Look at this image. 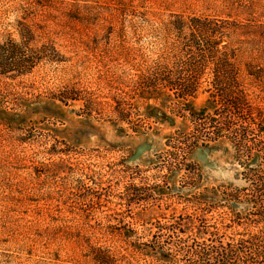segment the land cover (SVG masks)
Here are the masks:
<instances>
[{
    "label": "rangeland",
    "instance_id": "374dc122",
    "mask_svg": "<svg viewBox=\"0 0 264 264\" xmlns=\"http://www.w3.org/2000/svg\"><path fill=\"white\" fill-rule=\"evenodd\" d=\"M175 14L228 22L222 44L264 117V0H0V41H18L24 24L32 47L61 57L0 73V264H161L142 243L180 215L224 240L261 227L228 220V207H249L221 195L246 185L231 142L168 158L198 125L191 110L212 113L205 84L187 99L133 90L147 67L173 61Z\"/></svg>",
    "mask_w": 264,
    "mask_h": 264
},
{
    "label": "trees",
    "instance_id": "16d2710c",
    "mask_svg": "<svg viewBox=\"0 0 264 264\" xmlns=\"http://www.w3.org/2000/svg\"><path fill=\"white\" fill-rule=\"evenodd\" d=\"M172 17L165 27L174 35L173 61L170 65L155 63L147 67L133 79V90L137 93H178L179 97L187 99L205 84L204 90L211 94L215 104L212 113L205 114L204 109L191 110L198 125L188 136L175 138L168 158L177 160L181 152L190 153L199 142L201 145L223 139L231 142L236 157L244 165L242 174L246 185L220 187L221 195L226 203L241 202L249 207L243 213L228 207V220L232 224L261 227L224 240L218 227L207 225L201 219L202 222L196 223L189 215L184 221L185 217L180 215L177 220L158 225L156 234L142 245L147 249L146 254L158 256L156 260L161 264L176 260L185 264H264V117L247 99L239 67L232 60L235 49L222 44L226 34L224 23L228 22L199 16L182 18L177 14ZM34 40L32 29L23 24L18 41H0V73L24 75L43 59L61 61L53 45L32 47L30 44ZM245 75L258 79L259 71L247 62ZM252 161L258 163L251 164ZM174 168L179 169L177 165ZM212 205L209 204L210 208ZM178 233L188 235L181 238Z\"/></svg>",
    "mask_w": 264,
    "mask_h": 264
}]
</instances>
